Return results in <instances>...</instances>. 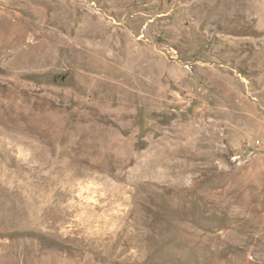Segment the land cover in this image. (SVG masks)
I'll return each instance as SVG.
<instances>
[{
  "label": "rangeland",
  "instance_id": "obj_1",
  "mask_svg": "<svg viewBox=\"0 0 264 264\" xmlns=\"http://www.w3.org/2000/svg\"><path fill=\"white\" fill-rule=\"evenodd\" d=\"M0 264H264V0H0Z\"/></svg>",
  "mask_w": 264,
  "mask_h": 264
}]
</instances>
